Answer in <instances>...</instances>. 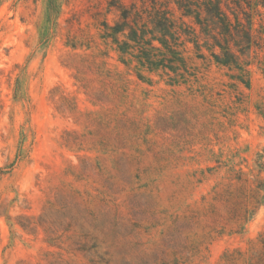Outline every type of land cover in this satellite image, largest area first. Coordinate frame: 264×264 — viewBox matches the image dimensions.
I'll return each mask as SVG.
<instances>
[{
	"label": "rangeland",
	"instance_id": "1",
	"mask_svg": "<svg viewBox=\"0 0 264 264\" xmlns=\"http://www.w3.org/2000/svg\"><path fill=\"white\" fill-rule=\"evenodd\" d=\"M59 2L0 1V264H254L264 204L226 164L264 160V74L143 81L104 54L114 0Z\"/></svg>",
	"mask_w": 264,
	"mask_h": 264
},
{
	"label": "trees",
	"instance_id": "2",
	"mask_svg": "<svg viewBox=\"0 0 264 264\" xmlns=\"http://www.w3.org/2000/svg\"><path fill=\"white\" fill-rule=\"evenodd\" d=\"M111 6L118 17L103 23V53L115 51L143 81L152 82L148 75L157 74L170 85L195 84L199 76L191 53L237 71L233 77L248 87L253 65L264 74V0H114ZM60 12L59 0H45L46 22H55ZM226 165L232 179L254 186L256 203L264 204L263 156L250 174L234 159ZM245 214L242 233L253 217L249 209ZM254 264H264V255Z\"/></svg>",
	"mask_w": 264,
	"mask_h": 264
}]
</instances>
